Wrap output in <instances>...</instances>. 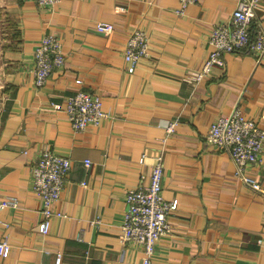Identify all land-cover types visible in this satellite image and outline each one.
Segmentation results:
<instances>
[{
	"label": "crops",
	"instance_id": "0c3cea01",
	"mask_svg": "<svg viewBox=\"0 0 264 264\" xmlns=\"http://www.w3.org/2000/svg\"><path fill=\"white\" fill-rule=\"evenodd\" d=\"M236 1L196 0L178 12V0H0L16 46L0 48V196L17 198L1 215L0 238L11 250L0 264H56L57 253L59 264H141L142 247L118 233L126 191L147 181L159 155L162 195L177 207L153 264H264V192L243 184L229 155L206 141L211 121L233 106L264 116V57L256 64L247 50L226 52L223 64L195 78L211 29ZM256 11L251 37L264 32V0ZM136 28L148 48L131 67L123 50ZM46 34L65 57L36 86L34 48ZM81 90L101 100L106 116L77 132L64 106ZM45 149L67 156L71 170L40 234L32 171ZM253 172L264 187V150Z\"/></svg>",
	"mask_w": 264,
	"mask_h": 264
},
{
	"label": "built area",
	"instance_id": "2783aa9c",
	"mask_svg": "<svg viewBox=\"0 0 264 264\" xmlns=\"http://www.w3.org/2000/svg\"><path fill=\"white\" fill-rule=\"evenodd\" d=\"M40 6H55L61 0H35ZM196 0H178V12ZM259 0H237L226 22L213 26L208 37L211 48L207 58L196 71L195 78L201 79L212 67L223 64L226 52L247 50L255 56L256 64L264 57V32L257 29L251 37V26L257 18ZM124 10V7H118ZM99 31H111V22H96ZM147 36L139 28L133 29L124 45V60L135 67L138 60L147 55ZM34 84L42 85L51 72L64 62L60 40L53 34L44 35L34 48ZM64 112L74 131L81 132L87 125H97L106 116L101 100L85 91L68 96ZM172 125L169 126L171 128ZM206 141L226 152L235 165L236 177L253 190L264 192V187L253 172L262 162L264 150V116H247L239 106L215 117L208 128ZM89 164V160H85ZM71 170V160L49 149L38 156L32 171L33 191L42 203L40 234L49 231L50 220L57 210L65 180ZM162 158L159 155L153 164L147 181L129 188L125 194V209L121 220L118 240L121 243L140 245L143 250L141 264H153V255L160 237L170 232L169 216L177 207V200H167L162 195ZM17 198L12 195L0 196V224L6 225L2 213L8 206H15ZM11 245L6 237L0 238V256L7 257ZM61 256L57 253L55 262Z\"/></svg>",
	"mask_w": 264,
	"mask_h": 264
},
{
	"label": "rangeland",
	"instance_id": "374dc122",
	"mask_svg": "<svg viewBox=\"0 0 264 264\" xmlns=\"http://www.w3.org/2000/svg\"><path fill=\"white\" fill-rule=\"evenodd\" d=\"M9 22L10 24H8ZM2 23V24H1ZM11 25V21L9 18H6L3 22L0 21V48L2 50H6L7 48L16 47L13 43V37L15 34V28Z\"/></svg>",
	"mask_w": 264,
	"mask_h": 264
}]
</instances>
